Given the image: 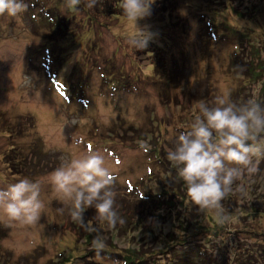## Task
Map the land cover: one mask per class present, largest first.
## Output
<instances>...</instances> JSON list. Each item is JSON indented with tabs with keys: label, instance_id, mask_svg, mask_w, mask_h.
Here are the masks:
<instances>
[{
	"label": "rangeland",
	"instance_id": "374dc122",
	"mask_svg": "<svg viewBox=\"0 0 264 264\" xmlns=\"http://www.w3.org/2000/svg\"><path fill=\"white\" fill-rule=\"evenodd\" d=\"M179 1V16L187 35H180L179 26H174L171 20L168 24L162 23L167 15L159 8L158 17L151 14L136 21L100 16L102 19L95 22L90 33L94 39L77 44L69 53L71 46L66 44L63 51L71 56L67 66L61 69L60 77L70 86L71 95L59 94L51 75L45 73V46L51 37H45V31L34 32L28 10L15 16L0 15V188L15 183L18 177L40 181V199L44 203L40 220L34 225L5 222L0 218V264H63L62 260L69 261L65 264H123L108 254L135 245L140 247L139 251H149L161 245L160 239L169 236L166 234H182L189 220L199 219L198 208L186 201L185 205L179 204L180 210L173 217L165 216L166 224L159 219L157 228L150 225L158 236L164 235L162 238L139 235L131 227L104 224L100 226V234L106 248L97 253L84 238L85 234L96 235L87 230L88 225L96 224L95 209L85 211L84 225L74 222L69 205L57 197L48 182L49 174L60 166L62 159L71 160L90 150L99 152L114 176L112 190L116 210L134 207L143 213L145 204L139 201L146 197L137 187L144 194L155 192L153 186L160 188L163 183L158 181L157 175L163 174L162 167H172L161 151L167 154L180 131L188 129L195 116L200 115L201 102L214 107L216 97L221 96L237 104L232 101L234 92L246 87V96L262 100L264 107V82L251 84L254 82H248L251 75L247 74L248 67L261 70L264 53L256 59H246L243 55L241 60H234L235 50L242 54L243 50L239 49L247 48L249 41H256L264 50V0H235V4L232 1L223 4L211 0ZM255 5H259L256 13ZM234 7L244 15L236 13ZM79 15L73 19V26L81 21L82 13ZM210 16L216 23L218 38H212L209 30ZM92 25L93 22L86 26L92 28ZM79 30L83 33L82 29L76 32ZM139 30L151 33V39L142 49L131 39L139 35ZM237 33H241V37L236 36ZM237 42L241 43L238 48ZM52 49L56 53L58 48L53 44ZM171 69L179 72L178 81L163 79V72ZM102 72L119 80L116 87L103 82ZM79 83L84 87L78 88ZM257 143L264 151V135ZM12 144L16 153L21 150L24 154L21 157L11 153L17 155L14 162L10 161L13 155L8 157ZM25 158L40 163L36 167L29 166L28 170ZM253 163L256 171L249 173L244 169L234 182L240 192L234 202L238 196L256 201L251 188L256 181L264 179V155L253 157ZM14 167L25 171L18 172ZM177 189L184 194L182 187ZM261 191L264 194V185ZM235 205L242 204L235 202ZM210 210L218 216L221 210L227 209ZM145 212L156 214L157 210ZM225 216L228 220L225 227L234 229L238 245L248 244L252 237L244 233L246 228H264L262 215L263 221L247 217L240 220L230 213ZM155 221L152 218L151 223ZM188 227L187 232L196 229L194 225ZM229 237L232 236L228 234L225 239ZM224 248L229 249L222 246L221 250ZM164 260L160 264H168Z\"/></svg>",
	"mask_w": 264,
	"mask_h": 264
},
{
	"label": "clouds",
	"instance_id": "9594fccd",
	"mask_svg": "<svg viewBox=\"0 0 264 264\" xmlns=\"http://www.w3.org/2000/svg\"><path fill=\"white\" fill-rule=\"evenodd\" d=\"M80 3L81 0H66L69 9ZM154 3L155 0H121L120 7L128 19L136 21L151 15ZM95 4L96 0H87L86 7ZM25 9L23 0H0V15L15 16ZM131 39L142 49L151 33L139 30V35ZM215 105L209 107L201 102L200 115L179 134L175 146L167 150L166 158L186 186L189 203L199 210H220L221 201L233 191L232 186L244 169L249 173L256 171L253 157L264 155L257 143L264 135V107L256 99L237 105L221 96L216 97ZM141 147L147 150L143 144ZM113 181L105 157L91 150L71 160L62 159L48 177L57 197L69 205L74 222L84 225L85 211L95 209L96 224L88 225L87 230L96 233L92 248L97 253L106 248L100 226L115 227L124 222L114 207ZM40 190L41 182L27 177H18L15 183L0 188V218L22 225L39 222L44 209Z\"/></svg>",
	"mask_w": 264,
	"mask_h": 264
},
{
	"label": "trees",
	"instance_id": "16d2710c",
	"mask_svg": "<svg viewBox=\"0 0 264 264\" xmlns=\"http://www.w3.org/2000/svg\"><path fill=\"white\" fill-rule=\"evenodd\" d=\"M211 1L217 3L220 2L221 4H223L224 2L228 3L232 1L235 4V0ZM86 2L87 0H81V3L76 6L75 9H69L66 5V0H23V3L27 6L26 9L28 10L29 15H32L30 16V18L34 23H31L34 28V32L36 33L39 31H45L47 33V36L45 37H51L49 38L48 43L45 46L47 55L43 60V65L45 67H42L45 73L47 72L49 75H51L50 78L54 80V88L59 94L71 95L69 90L70 86L60 77L62 71L61 69L67 66V63L69 62L71 56L63 51L65 45L70 44L71 50L68 51L69 53L70 51H73L77 44H82L87 39H90L92 37L90 33L96 26L95 22L98 20L100 22V20L102 19V17L100 16L118 19L120 17H126L123 13L122 8L120 7L121 0H96V4L92 8L86 7ZM179 2V0H155V3L151 6V14H154L156 17H158L159 8H161V13L167 15L166 20L162 23L168 24V20H171L172 23H174V26H179L180 32H182L180 35H187L185 25L182 22L181 17L179 16ZM258 9L259 5H255L253 11L256 13L258 12ZM234 11L239 15H244V12L239 11V9L237 10V7H234ZM80 12L82 13L81 21H77L78 25L73 26V19L75 17H80ZM207 13L208 12H205L204 14L208 16ZM92 22L94 23V25H92V28L86 26L88 24H92ZM207 24L209 25V30L211 31V33H213L212 38H218L219 35L217 34V30L215 31L217 26L211 16L207 20ZM101 25H108V23L101 22ZM76 29H82L83 33L81 32V30L76 32ZM241 35V33L236 34V36L239 37H241ZM254 42L257 43L256 41ZM238 43L240 42H237V48L241 44ZM248 43L249 46L247 48L239 49L243 50L242 54L240 51L235 50L234 53L237 54V56L234 58V60L236 58L238 61L241 60V56L243 55H246L244 56L246 59H256V57H262L264 50H262L252 41H249ZM53 44H55L58 48L56 53L53 52ZM159 65L160 64L158 63V66ZM156 67L157 66H155V68ZM260 69L261 70H254L251 69V67L247 68V74L251 75L248 78V82L253 81L254 83L251 84H259V82L261 83V81L264 82V64H260ZM185 70L186 69H183V71ZM183 71L181 73L182 75L184 73ZM178 73L179 72L176 69L165 71L163 72V79H169L172 82L178 81L180 79ZM102 74L104 76L103 82L106 85L112 88L116 87L119 80H114L112 78L113 75L109 76V73L102 72ZM239 76H242V74H240ZM81 87H84V85L79 83L78 88ZM163 89L165 90L166 88L163 87ZM80 92L77 90V93ZM245 93H248L246 91V87L239 92L235 91L234 95L232 96V101L234 100L238 105L245 104L248 100H250V96H246ZM80 98H82L81 94ZM257 102L262 106V100L260 101L257 99ZM19 129L25 130L21 127ZM186 130L187 129L181 130L180 133ZM136 131L137 128L135 129V132ZM175 142L176 139L173 140L172 148L175 146ZM32 149H34L35 152L37 151V148L35 146H32ZM13 152L16 153L14 144H12V149L10 150V154L8 155V157H10V155H13L11 154ZM22 152L23 151L20 150L16 154L23 157L24 154L22 155ZM161 152L165 155V157H167L165 151ZM16 154L14 155L17 156ZM14 155L10 159V161L12 162H14L15 160ZM45 157H47V154L45 155ZM25 160L26 169L28 170L30 169L29 166L34 165V167H36L40 163V161L37 163L36 161L29 160L27 158H25ZM159 161L160 165L163 166V162H161L160 159ZM14 168L16 170H19L18 172L25 171L21 167ZM162 168L163 169L161 171L164 170V172L163 174L161 172V176L157 175V178L158 181L161 180V183L163 184L166 181L164 186L163 184L160 186V188H155L153 186V190L155 192H145V194L142 190L139 189V187H137L138 192L146 197V200L140 199L139 201L144 202L145 204V207H143V213L137 212L136 208L134 207H129V209L124 211L122 210L123 208H121L117 212L123 218L124 222L122 224L117 223V225L123 226V228L125 229L131 227L133 228V232L136 231V233H138L139 235H149L153 238H162L164 236H158L157 232L154 231V228L152 226L155 225L157 228L159 219L161 220V223L166 224L167 220L165 216L169 215L173 217V214L177 213L180 210L178 208L179 204L181 203V205H185V202L188 201V197L186 193V186L177 178L175 169L172 167L168 168L167 166H164ZM152 178H154V176H150V179ZM263 185L264 179L262 180V182L256 181V184L254 183L252 185L251 190H253V193L255 194L254 198H256V201H246L242 198H239L238 196V199L235 202L242 205L236 206L234 199H236L237 193L240 195V192L238 187L233 184V191L221 201V209L226 208L227 210H221V212L218 213V216H216V214H214L210 209H198V211L200 212L199 219L197 217L196 220L188 221V226L192 227V225H194L196 228L195 230L190 231L193 233L187 232V230H189V227L184 226L185 232H182V234L178 235L170 233L166 234L169 236H164L162 240L160 239L161 245H157L156 247L151 248L149 251H146L144 249L139 251L140 247L138 245H135L134 247L130 246L122 252H111L108 255L110 257L113 256L114 259L122 262L123 264H160V261L163 260V258H165L168 264V260L176 261L178 264H264V228H246V230H243L244 233L249 236L251 235L252 237L250 238L248 244L244 243V245H241L239 243L238 245L236 243V239H234V229L225 227L228 225V220L225 215L229 216V213L231 215L235 214V217H238V219L240 220L242 219V217H247V219L256 218L260 221H263L260 217L261 215L264 216V214H262V212H264V206H260L264 205V202H262L263 204H261V201L264 200V194L261 191V187ZM178 187H182V189L185 191L183 195H181L180 191H178ZM246 203L248 206L246 205ZM152 209L157 210L156 214H154V212H145L147 210L151 211ZM150 218L151 220L152 218H155L156 221L154 223H151ZM148 225L152 226L149 227ZM164 227L165 225L162 226V230H164ZM121 231H123L122 234L125 233L124 229H122ZM228 234L232 237H229V239L226 240L225 236ZM90 235L91 234L84 235L87 243H92L93 237H91ZM218 237L221 239L217 240ZM197 240H199V242ZM222 246H225L229 249L225 250L224 248V251H222ZM216 252H221L223 254L221 256ZM226 254L227 256H225ZM62 261L63 264L67 262V260L65 262L64 260Z\"/></svg>",
	"mask_w": 264,
	"mask_h": 264
}]
</instances>
